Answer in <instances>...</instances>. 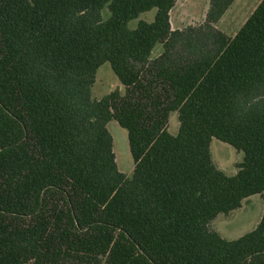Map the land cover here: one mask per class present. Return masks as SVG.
<instances>
[{
    "label": "trees",
    "instance_id": "1",
    "mask_svg": "<svg viewBox=\"0 0 264 264\" xmlns=\"http://www.w3.org/2000/svg\"><path fill=\"white\" fill-rule=\"evenodd\" d=\"M177 1L0 0V264H264V210L237 239L211 226L264 200V0L233 36L237 0L173 29ZM105 63L125 92L93 100ZM213 139L244 153L234 175Z\"/></svg>",
    "mask_w": 264,
    "mask_h": 264
},
{
    "label": "rangeland",
    "instance_id": "2",
    "mask_svg": "<svg viewBox=\"0 0 264 264\" xmlns=\"http://www.w3.org/2000/svg\"><path fill=\"white\" fill-rule=\"evenodd\" d=\"M262 0H237L221 21L217 24L219 30L229 36H233L246 22L247 18L256 10ZM210 0H178L171 12V25L173 29H183L191 25H199L205 21L209 10ZM104 18L110 16L108 9H104ZM156 10L141 14L138 19L129 23L130 28H135L140 20L152 22ZM161 44L154 49L153 56L162 52ZM114 90L125 92V87L115 75L111 64H103L97 71L96 80L91 89L93 100H100ZM179 123L177 113L171 115L170 131L177 132ZM108 130L113 137V149L116 155V163L120 172L131 176L134 170L128 132L117 121L108 123ZM212 158L216 166L227 175L237 172L236 165L243 161L244 153L233 146L213 139L211 143ZM264 210V200L260 195H253L243 201L242 207L227 215L220 214L211 224L212 228L226 239H237L252 231L259 223Z\"/></svg>",
    "mask_w": 264,
    "mask_h": 264
}]
</instances>
